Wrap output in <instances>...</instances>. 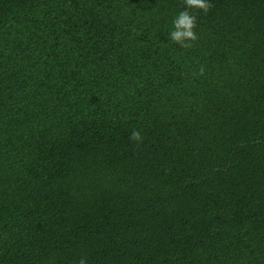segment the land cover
Returning <instances> with one entry per match:
<instances>
[{
  "label": "trees",
  "instance_id": "16d2710c",
  "mask_svg": "<svg viewBox=\"0 0 264 264\" xmlns=\"http://www.w3.org/2000/svg\"><path fill=\"white\" fill-rule=\"evenodd\" d=\"M210 5L0 0V264H264V0Z\"/></svg>",
  "mask_w": 264,
  "mask_h": 264
},
{
  "label": "clouds",
  "instance_id": "9594fccd",
  "mask_svg": "<svg viewBox=\"0 0 264 264\" xmlns=\"http://www.w3.org/2000/svg\"><path fill=\"white\" fill-rule=\"evenodd\" d=\"M186 8H198L207 11L210 8V0H184ZM173 30L170 33V39L178 43L181 47H191V42L197 39L194 31L196 27V19L191 16L188 11L180 12L172 22ZM203 68L200 72L203 74ZM132 139L140 141L141 136L139 132L133 133ZM79 264H87L85 259H81Z\"/></svg>",
  "mask_w": 264,
  "mask_h": 264
}]
</instances>
